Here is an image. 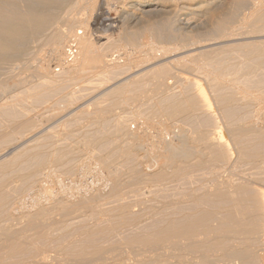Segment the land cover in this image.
Masks as SVG:
<instances>
[{
    "label": "bare ground",
    "instance_id": "6f19581e",
    "mask_svg": "<svg viewBox=\"0 0 264 264\" xmlns=\"http://www.w3.org/2000/svg\"><path fill=\"white\" fill-rule=\"evenodd\" d=\"M115 33H117V38L112 36ZM261 33H264V0H0V148H1V152L3 150L1 146H3L4 144H7V143L12 144V142L16 144V142L14 141L21 140L22 138L27 136V134L28 135L29 133L31 134L32 131L36 127H39L38 124H36V121L34 120V118L28 115L29 109H28V105H26V101H28V99H32L36 103L39 101H45L46 99L48 100L50 98H53V96H58L57 101L59 102L62 101L63 104L64 102L65 103L68 102V104L75 102V100L80 99V98L81 100H83L85 99V97H83L82 99V89H81V86H78V84L82 83V80H83L82 78L85 77V75H90V76L93 75L92 77H94L98 72H100L104 74L103 76H105V78L107 77L110 78V76L114 77V75L121 73V70L124 71L125 68L129 67V69H132L133 68L132 66L135 63L143 62L147 58L148 55H152L156 51L163 52L165 56H172L178 53L180 54V52H183L185 53V55L178 57V58L176 57L172 59L171 61H173V63L178 62V64L183 63L182 65L185 66L186 68L207 69L209 66V63L207 61L211 58L209 54L211 52H214L216 48L214 50H211V49H205V47L213 45L217 42H222L226 40H229V41L235 40V39H239L245 36L247 37L257 36L258 34L260 35ZM73 41L76 42L78 49L76 50V54H74L71 58H69L70 55H69L68 50L72 46V45L70 46V43L71 42L73 43ZM237 46H238L239 54H241L242 57L245 59L244 61H246L244 64L245 68L243 69L247 70L248 72L257 73L259 71L260 73H263V71H260V70H264L262 69L264 68V45L257 41H250L246 43H238ZM44 47L45 48L48 47V54L44 53L47 51L45 50L43 52L44 55L43 53H41L43 55L41 57L40 51L43 50ZM200 48H204V49H201L199 51L198 49ZM120 50H124V51L120 52ZM213 57H216V56H213ZM53 60L58 62V63L55 62L58 66L54 63L57 66V69H56L57 71L54 69V67L53 68L51 67V63ZM166 63L168 64V62ZM221 66L223 68H227L228 64H226L225 62H222ZM98 68H100V71L98 70ZM169 68L170 67H168L166 64H162L161 66L151 69V71L144 73V75L142 74L141 76L143 78H137V77L127 78L125 82L122 81L123 83L115 86L113 90H109L110 93H108V95H110V99H109L110 103H107V105L105 104L104 106L96 108L94 110L90 108L92 112L88 111L90 110L88 109L89 104L84 105L79 110L72 112V116L74 117V115H76V119L75 117H74V120L71 119L69 115V118L73 120L70 126H69L70 124L69 122L71 120H69L68 122L69 124L66 125L65 123L66 126H69V128L71 127L70 129H75L76 127H78L80 121L82 122V118L87 123L96 122V121L99 122L100 120V123L104 125L102 126L100 125L101 127L98 128V131L87 134L86 141L88 143L97 145L99 148L110 149V152L117 151L118 152L117 161L119 160L125 163L127 162L129 165L128 168L130 167L129 168V171L131 174L130 184H132L133 182L135 185H137L138 184L137 182H140V181H142V184H143L144 183L143 177L148 176L146 172H149V171L145 172V169H143L142 166L141 167L139 166L143 164L144 161L142 162L141 160L142 162L141 163L138 157H137V160H139L141 164L138 163L139 164L138 165L136 163V156L138 152V149H136L135 147L136 135L135 137H133L135 142H133V140H130L131 137H128L130 138L128 140L131 141V142L129 141V143L127 142L128 140L124 138L123 136V138L126 139V143L122 142L121 144L124 143L122 147H120L119 145H113V144L111 147L110 145L111 141L113 142V139L111 137L112 132L114 131V129L116 132H120L121 127H120L118 119L116 120L112 119V118H117L119 116L118 115L117 117L111 118L113 121L110 120L112 123H115V124L111 123L114 129L111 127L109 128L108 126L110 125V122L108 120L109 119L108 115L113 111L112 108H115V106L120 103L121 95L123 91H126V89H128L127 92H129V90L141 88L145 85L149 86L148 83H150V86L153 85L152 90H153V93L155 94V97L158 98L159 105L157 108H154V110H151L153 111V113L149 114L146 111L148 115L150 116L148 117L147 114H146L147 116L144 115L147 117V118H144L146 119L144 121L145 123H142V121L140 122V124H145L146 128L149 127V125H151L149 128H153V125L156 126L155 125L156 123L153 122L154 120L152 122L148 121L149 123L148 122L146 123L147 120H150L151 118L155 117L156 114H157L156 115L157 119H158V116L162 117L164 115L168 116V118H171L174 116L175 117L183 116L184 118L188 117L187 121L188 120L190 121V119L192 120L191 115L200 114V113H195L197 112V110H199L198 108L200 109L203 108L204 110H206L205 107L208 106L209 110L211 109L210 108L211 103H209L210 101H208L209 98L208 97L205 98L204 97L205 95H203V93L200 91L201 89H199L200 87L197 82V79H193L196 81V83L194 82V84H192V82H190V85L192 84L191 86H193V88H196V90H199V94H198V91L194 92L192 87L190 89L189 88L190 86L187 83L186 85L185 84L183 85L185 86L188 85L189 87L187 86V87H184V89L182 88L183 92L181 93V96L175 93V90H174V93L173 91L171 92V89L169 90L170 88L169 85L166 84L165 82L166 81L165 78L169 75V72L171 70ZM207 72L209 73V75H211L210 83L213 86V90L216 93V97L220 105V110H223V112L226 113L225 115H227V117L229 118V123L227 124L228 126L225 125V127L227 126V131H224L222 129L223 127L222 125H220L221 123L216 124L217 120L212 118L213 114H212V110H210L211 112H209L208 114H212L211 117L210 115L208 116L207 113L206 115L208 117V120L206 119V116H205V120L201 118L203 115L199 117L202 119V120L200 119L202 122L200 121L201 124L198 123V126L199 124L200 126L199 127L197 126V129H195L192 126L195 129V130L193 129V133L188 132L187 130H183L181 131L182 133H180L177 141L169 142L167 140L166 142V140L164 139L162 141L153 142L151 144V150L149 149L150 153L152 151V154L156 155L160 159L162 163L161 167L163 169L158 168L161 170L157 169L158 171L156 170L155 172H152V173L150 172L149 175L151 176L152 174L153 179L155 178L157 179V181L166 178L168 176V173L170 172L169 169H171L172 172L174 171L176 173V174L174 173V175L177 176L178 173L180 172L183 173V171L187 168H194L198 166L202 167L212 162L218 163V161L219 162L224 161L221 163V165H223L224 163V166L223 167L221 166L223 170L222 169L220 170H222L223 172H226L228 169H232V167L230 166L227 167V164H234L233 163L234 160L233 162L231 160L234 158L235 152H236L235 154H236V158L238 161H241V160L251 161L250 164L255 166V169L257 167L256 171H258V169H260L259 167L264 163V148H262V146L264 145V113L260 114L258 110H255L256 114L259 113L260 115V116H256V114L253 115L255 113L254 111L253 113L252 110H250L253 113L252 114L250 113V111L247 112L248 111L247 110L246 111L247 113L243 112L244 113L243 115L238 116L234 111V106L239 105L237 106V108L239 107L238 110L239 111L244 110V109H240L242 107L240 106V103H241L240 99H238V96L235 95V93L238 94L239 92L238 93L237 91L235 92L234 87L232 88L231 86H229L228 84L229 81L224 76L219 77L218 74L214 73L213 70L211 69H208ZM261 76L259 75L258 77H261ZM37 79L41 80V82H38V83L34 82ZM180 79L181 78H179V80ZM249 79L250 78H248V80ZM262 79H264L263 76H262ZM185 81L189 83L190 79L188 80L187 78V80ZM261 82L262 81H260V85L262 86ZM249 85L251 84L249 83ZM180 87H183V86H180ZM259 87L257 88L259 89ZM132 91H134V93L136 92V90H132ZM242 91H244V94H245L244 95L245 98L243 99L244 103L245 101L246 102H256L257 100H264V91H261L260 93L258 92V94L257 93L255 94V92L252 90V92H254L253 94L249 90V88H246V87L242 88ZM92 93L94 92L92 91ZM85 94H83V96ZM104 95H103L104 97L109 98L108 95L106 94ZM86 96H89V95L86 94ZM124 97L125 96H123V98ZM156 98L149 99L147 97V99L149 100L154 99L153 100L154 102ZM99 99L101 100V98ZM245 104L248 105L247 103ZM262 104L260 108L262 107ZM241 105H244V104L241 103ZM249 106L251 107V105ZM132 107L134 108V106ZM63 108L65 109V107H62V110L64 111ZM56 110H55V115L57 113H61L62 111L61 110L60 112L58 111L56 113ZM135 110H136V107H135ZM202 114H205V113H202ZM55 115H53L54 118H55ZM57 116L59 115L57 114ZM53 117L51 116V118ZM181 117L179 119L182 120L183 117L182 118ZM44 121L46 120H43L40 123L42 128L44 126ZM197 121L198 120H196L195 122L193 121V122L196 123ZM219 121H220V118H219ZM85 122H82V123H85ZM125 122H127V119L125 120ZM188 122L187 124L190 123ZM185 123L186 122H184V125H186ZM207 123L209 124L215 123L216 125L213 126V128H211L210 127L211 124L210 125L208 124L209 125L208 128L210 127V129H208L206 127ZM222 123L224 122L222 121ZM62 124L64 125V122ZM196 125L197 123L195 124V126ZM53 127H56V125L52 127L50 126V128L46 129V131L43 132V134L41 133L42 135H40V137L35 136L34 138L37 137V139H34L35 140L34 143H36L35 145H33L34 144L32 140L33 138L29 139L27 143L25 142L19 149L17 148L18 150L15 151L13 154H11L9 157L0 159V264H50L49 263V260L51 259L50 257L55 259L56 258L55 256H57L56 254H54L55 256L54 255L51 256L50 254L52 252L53 253L58 252L59 254L61 253V251L64 252V250L65 252H68L66 251L67 249H69V252H70L71 247L67 248L68 247L67 245L72 246V248L76 246L77 248L78 244L76 245L75 240H73L75 241L74 245L73 243L72 245H70L71 244L70 241H72V239L70 240V238H68L69 239L68 244H66L67 242L60 244L59 243L60 241H59L58 242L59 244L55 246L51 245L52 242L55 243V240H57V239L52 240V236H54V234H56L57 231L60 230V229L59 230L57 229L58 228L57 224L61 225V227L59 226L61 230L62 228L66 229V227L68 225L70 226L72 222L74 223V221L76 220L80 221V219H82L84 215L86 217V215H88L89 213H93V212L96 213L100 209L99 207L102 205L103 200L108 199L107 197L111 198L113 197V195L115 196V194H118L119 192H121L119 190L123 188V186H121L123 185V180H120L119 177H116L112 174L110 163L102 157H97L91 161L88 160L87 162H84L81 166L77 168L78 175L76 179L69 177L68 179L69 182L68 181L66 182L64 178H59L57 180V183L59 184V190L55 192V195L54 193H51L49 195L48 191H46L45 189L43 192L42 186H37V182L39 181L40 174L47 173L48 172L47 167H49L50 165L56 166L64 151H62V149L50 151V149L46 148L47 144L42 143L41 141H47L49 140V138H52V137L59 138L58 134L62 135L63 132L67 133V131H63V130H62L63 132L59 130L62 134L57 130H55L56 131L55 132L53 131ZM58 127L60 128V126ZM189 127L191 128V125H189ZM185 128L187 129V126ZM61 129H64V128H61ZM145 129H143L142 131L143 133H141V135L145 136L147 134L145 132L149 131V129L148 130H145ZM51 130L53 131V133L51 132ZM54 132L56 133V135H54L55 134ZM114 133L115 132H113L112 136H114ZM124 133L122 134L121 132L120 135L122 136L124 135ZM127 135L129 136V134ZM121 136H120V139H123ZM39 138H41L42 140L39 141L38 140ZM30 140H32V143H33L31 146H30L31 143L29 142ZM126 144L127 145L129 144V145L127 146ZM230 144L234 145L233 149H235L236 151L235 150L232 151V148H230ZM109 145L111 148L109 147ZM260 145L262 146L260 147ZM149 150L147 152H149ZM10 152H13V151L10 150ZM141 154H144V153H141ZM92 161L99 165V167L96 169V173H97L96 175L99 177V178L97 177L99 181H102V187L108 186V185L110 186L109 190L107 188L108 192L104 190L105 193H103V191H100L101 188H98L99 186L93 192L92 190L89 191L86 189L85 190L82 189L85 184L84 178H87L86 174L88 173L91 174L90 172H92V168H91ZM236 164L238 163L236 162ZM252 165L251 167H253ZM263 166L264 164L262 165V167ZM16 167L19 168V170L17 171L18 174L14 175V171L16 170L15 169ZM206 169L208 170V168ZM215 171H219V168L218 170H215ZM201 173L202 172H200L199 174L202 175ZM209 173L211 172L208 171V174ZM229 173L232 174L231 172ZM249 173H248V176H250L251 178L252 175H249ZM255 174H258V173L255 172ZM262 174L264 175V173ZM259 175L261 176V174ZM169 176H171V174ZM189 176H193V175L191 174ZM228 176H231V175L228 174ZM256 176L257 175H255V177ZM252 177L255 178L254 176ZM175 178H179V176ZM263 178L261 180L262 182H263ZM221 180L220 182L219 180H217L218 181L216 184L217 186L215 187H217L218 189H223L225 190V192L227 191L236 192V193L239 192L237 196L235 193H234L235 195L228 193L229 195H231L230 197L234 196L233 197L234 199L232 200L234 204L231 202L232 198H229L230 200H228L230 206L232 203V205L237 207V211H238L237 212L234 209L233 215H235L234 212H237V214L243 213V211L247 207H248V213L250 214L252 213V215L254 214L253 217L251 216L252 219L249 220L250 215L248 216V218H244L245 216L244 213L246 211H244L242 216L235 215V217H233V215L231 216V213H230L231 210H230V211H227L230 213L229 216H228L229 213L225 212L227 213V215L225 214V216H228L227 218H229L230 216L233 218H236L237 216L239 218L240 216V218H244L241 220V222L243 220L245 222V219H247L246 220L247 224L244 225L242 223V224H239L240 226L239 225L237 226L236 224L235 227L233 226L234 227L233 229H229L226 225L225 227H227L228 229H225L223 225H222L223 228L220 227V229H218L219 226H221L220 224L217 225L218 227H215L213 225L214 228L212 229L214 230L215 228L218 230L223 229V236H224L223 238L226 237L228 238V240L233 239L235 240V244L234 243L230 244L229 242L230 245L227 246L228 241H225L226 243L225 242L223 243H225L226 246L222 244L224 246L222 247V245L219 244L221 242L220 241L218 242V239L217 240L213 239L214 241L218 242V245H216V243H213L214 241L212 240L211 241L208 240L210 241L208 242L210 243L209 245L207 243L208 246L200 245L198 244L199 238L197 237L201 235L200 234L201 227L199 228V230H197V232L196 230H193L192 228L191 229L188 228L187 231L183 230L185 232L182 231V233L180 234V237L178 238L179 240H174L175 237L174 238L172 237L173 238V240H171L172 242L170 241L171 238L169 239L166 238L164 240L166 241L169 240L167 245H170L171 249L175 250L174 249L175 247L179 251L187 250L188 253L190 252L189 253L190 255H191V252L194 254L197 251L198 252L196 254H198L199 251H202L203 247L207 248L208 250L212 252L219 253V255L215 257L211 256L213 257V260L211 261L212 263L209 262L211 264H217V262H220V263L223 262V264H236V262L238 263L239 261H243L244 263L246 262L245 264H257L259 261L256 260V263H254L253 262L254 260H252L253 257L254 258L259 257V260L261 258V262L259 263L264 264V190H262L264 188L261 187L262 189L260 190L258 188L257 190H255L256 192L253 191V189H252L253 191L252 192L250 189L251 194L245 195L246 190H244L245 188H243V184H237L236 181L234 184L233 180L230 177H228V179L227 178L223 179V181ZM89 181L91 184H93L91 179ZM209 181H210V178H209ZM245 182H246V179H245ZM86 184L88 185L89 182ZM91 184H90V187H91ZM41 189H42V193L39 192L41 191ZM211 191L212 190H210L209 193H211ZM216 191H218L219 193V190H216ZM240 191L241 192L245 191L244 195L249 196L247 198L245 197L246 201H244V198L242 196V193H240ZM27 192H31V195H30V197L32 196L31 201L33 200L36 201V202L33 201L34 203L31 202L33 207H31L30 204H28V202L25 201L28 198L27 195H29ZM214 192L215 191H213V193ZM25 193H27L26 197L24 196ZM216 193L217 192H215V194ZM16 194H22V197H18L20 195L16 196ZM221 194L223 195L224 193H221ZM239 194H241L240 195L241 197L239 196ZM194 195H195V192H194ZM205 197L208 198L207 195ZM227 199L225 200L227 201ZM215 200L213 201L215 202ZM108 201L106 202L107 204L110 202ZM185 201H186V198H185ZM200 202H203V200L199 201V203ZM218 202L219 200L216 202V204ZM221 202H225V201H221ZM242 202H245V204L250 203L251 205L247 206L249 205L247 204L246 207L244 208L243 206L245 204L242 206L240 205L242 204ZM100 203L101 205L99 206ZM226 204L227 203H225V205ZM121 205H120V208H121ZM125 205H126L125 207L128 210L127 204ZM230 206L229 207L227 206V208H230ZM181 208L183 207L180 206V210ZM184 208L186 209L187 207H184ZM114 209L115 208H113L112 210ZM121 209L123 212L124 208H121ZM195 209H196V206H195ZM231 209L233 210V206ZM176 210H179V209H176ZM249 210L251 212H249ZM212 211L214 212V210ZM109 212L111 213L112 211H109ZM116 212L118 213V211ZM116 212H113V213L115 214ZM221 213L222 212H220L219 214V211H218V214L216 213V216L218 215L217 217L218 221H219V216L223 215V214L221 215ZM188 214L190 215L189 212ZM245 214L247 215V213ZM178 215L180 217V214ZM209 215H210V212H209ZM115 217H119V216H115ZM215 217L213 218L212 216L210 218L212 220V218L215 219ZM184 218H186L187 220V221L186 220L184 221L185 224L189 222L188 221L189 219H187V217H184ZM233 218L231 220L228 219V221L234 222ZM89 219H92V218H89ZM101 220H104V219H101ZM181 220H179L178 223H177V220L176 222L172 220L173 223L170 222L169 220L168 222H170V224L171 225L173 224V225L172 226L169 224L168 225L171 228H173L175 227L174 225L176 223L178 225L179 223H182L180 222ZM215 220L213 221L215 222ZM223 220H224V223L227 221V220L225 221V219L223 218L220 221L223 222ZM106 221H108V219ZM110 221L111 220H109V222ZM194 221L195 219L191 220L192 223ZM204 221H207V220L205 219ZM218 221H216L217 224L220 222ZM191 222L189 223V226ZM214 222H210L207 224L209 225L212 223L214 224ZM235 222L231 224L233 225L235 224ZM239 223H240V220H239ZM194 224L196 225L197 222L196 223L194 222ZM225 224L228 225L227 222ZM55 226L57 227L56 228L57 230L55 229ZM62 226H66V227H62ZM113 226H115V224ZM191 227H192V224H191ZM198 227L199 226L197 227L195 226L196 229ZM210 227H212V225ZM175 228H178V226ZM185 228L187 227L185 226ZM167 229H170V228L168 227ZM114 230H116V228ZM218 230L217 231L215 230L216 234L217 233L220 234ZM175 231H177V229H175ZM205 232H206V229L205 231H203V234ZM82 234L79 236L81 237ZM206 235L209 236L208 233ZM75 237L78 238V235L77 236L75 235ZM164 237L165 236H163V238ZM56 238H57V235H56ZM223 238L221 239L223 240ZM206 239L204 241L207 242ZM59 240H61V238ZM147 241H150V240L147 239ZM158 241L160 242L163 240L161 238L160 240L158 239ZM158 241L156 243H159ZM166 241H165V244H166ZM41 242L43 243L40 244ZM77 242L82 243L81 240ZM150 242L154 244L155 241L154 242L150 241ZM156 243L155 245H157L156 246L157 248L158 244ZM142 244H144L143 247L146 245L147 247L146 246L145 247L149 248L148 251H150V248L153 250L154 249L153 247H155V245H150L146 243H142ZM161 245L160 247H162ZM113 247L108 250H104L103 252L100 250V252L102 253L96 254L97 253L96 250L98 248L99 249L102 248L100 246L95 249L96 253L93 250L94 253H91L92 257L89 256V258L87 254L85 255L87 257H85L83 253H82V256L79 257L80 256L79 254H81L82 251L79 254H76L77 252L75 253V249H74L75 247H74L73 249H71V252L73 250L72 253H75V255H77L78 257L72 254L75 257V259L73 258L74 261H70L72 260V258L70 257L71 259L67 261V264H96L98 263L96 262L97 260L96 256H99L100 254L101 256L99 257H101L102 262H105V260L103 261V259L109 258V256L107 255H111V254L113 255V250L117 248V247L116 248H113ZM78 248L79 249H76V250H78L79 252L81 245ZM137 248H139V246ZM137 248H134L136 249L135 251H137ZM141 248L139 250H142ZM162 248L165 251L164 247ZM30 249L31 250L34 249V251H32L33 253L29 256L30 258L28 257L29 260L25 261V258L21 256L23 254L26 255L27 251ZM157 249H159L162 252L160 248H157ZM86 250L88 251V248ZM139 250L137 252H139ZM152 250L151 252H155V250L153 251ZM133 251L134 250L132 249V252ZM179 251L175 250L173 252H179ZM206 251H204L205 254H206ZM145 252L143 253L144 255H145ZM156 252L158 253L157 250ZM185 252H184L185 255H182V253H178L180 255V258L183 260L182 263L185 262L184 256L188 254V253L186 254ZM157 253L155 254L153 253L156 257V258L154 257L156 261H158ZM171 253H169V255H171ZM203 253L200 254L201 258L204 257V255L202 256ZM84 254H85V250H84ZM92 254L93 255L96 254L94 256L96 260L91 259L93 258ZM65 255H67V253ZM112 255H111V258H112ZM115 255L116 253L114 254V256ZM190 255L188 256L190 257ZM208 255H211V253H209ZM68 256L69 255H67V257ZM200 256L196 255L194 256V258L197 257L198 259V257ZM176 257L174 258L176 259ZM178 257L177 259H179ZM206 257H204L205 260H206ZM159 258L160 256L158 255V259ZM191 258H193V256ZM99 259L98 261H100ZM181 259L179 260L180 262L182 261ZM63 260L64 259H62V261ZM93 260H95L96 263H94ZM160 260L158 261V263L160 262ZM198 260L200 261L201 259L199 258ZM205 260H203L204 263L206 262ZM57 261L60 262L61 260H59L58 258ZM162 261H163V258H162ZM179 261L177 260L176 264ZM194 262L192 261V263ZM154 263L155 262H153V264ZM190 263H191V259H190ZM205 264H208V263H205Z\"/></svg>",
    "mask_w": 264,
    "mask_h": 264
},
{
    "label": "rangeland",
    "instance_id": "374dc122",
    "mask_svg": "<svg viewBox=\"0 0 264 264\" xmlns=\"http://www.w3.org/2000/svg\"><path fill=\"white\" fill-rule=\"evenodd\" d=\"M81 30H82V28H81ZM113 37H115V38H117V33H115V34H113L112 35ZM101 41H102V39H101ZM250 41H257V42H260V43H262L263 45H264V33H261L260 35L258 34L257 36H245V37H242V38H239V39H235V40H226V41H222V42H217V43H215V44H213V45H210V46H207V47H205V49H211V50H214L215 48H216V50L214 51V52H211L209 55L211 56V58L207 61L208 63H209V66H208V68L207 69H204V68H200V69H198V68H186L185 66H183L182 64L183 63H179L178 64V62H174L173 63V61H171L172 59H174V58H178V57H181V56H183V55H185V53H183V52H180V54L178 53V54H175V55H172V56H165V54L163 53V52H161V51H156L154 54H152V55H148L147 56V58L143 61V62H137V63H135L132 67V69H129V67L128 68H125L124 69V71L123 70H121V73H118L117 75H114V77H111L110 76V78H105V76H103L104 74L103 73H100V72H98L94 77H92V76H90V75H85V77H83L82 79V83H79L78 84V86H81V89H82V99H83V97H85V99H83V100H81V98L80 99H77V100H75V102H72V103H69L68 104V102L67 103H65L64 102V104L62 103V101H57V98H58V96H53V98H50V99H46L45 101H39V102H36L35 103V101L34 100H32V99H28V101H26V105H28V109H29V116H32L33 118H34V120L36 121V124H38V126L39 127H36L33 131H32V133L30 134L29 133V135L27 134V136H25L24 138H22L21 140H16V141H14V142H16V144L15 143H13L12 142V144L10 145V144H4L3 146H1L2 148H3V150H2V152H1V148H0V159H2V158H5V157H9L11 154H13L15 151H17L25 142L27 143V141L29 140V139H32L33 140V143H34V139H37V137L36 138H34L35 136H39L40 137V135H42L43 134V132H45L46 131V129H48V128H50V126L52 127V126H55L56 125V127H53V131H55V130H57V131H61V132H63V131H67V133L66 132H63V134L62 135H60V134H58V137L59 138H57V137H52V138H49V140H47V141H41L42 139L41 138H39L38 140L39 141H41L42 143H46L47 144V149H50V151L51 150H58V149H62V151H64L63 152V154L61 155V157H60V159H59V162H58V164L56 165V166H53V165H50L49 167H50V169H49V167H47V170H48V172L47 173H44V174H40V177H39V181L37 182V186H42V189H43V192H44V189L46 190V191H48V193H49V195L51 194V193H54V195H55V192L56 191H58L59 190V184L57 183V180L59 179V178H64L65 179V181L67 182H69V177L70 178H74V179H76L77 178V175H78V170H77V168L79 167V166H81L84 162H87L88 160H93L94 158H97V157H102V158H104V159H106L109 163H110V165H111V171H112V174L114 175V176H116V177H119V179L120 180H123V185H121V186H123V188L121 189V190H119V191H121V192H119L118 194H115V196L113 195V197H107L108 199H109V201H108V199H105V200H103V202H102V205H101V203L99 204V208L101 209H99L96 213L95 212H93V213H89L88 215H86V217H85V215L82 217V219H80V221H78V220H76V221H74V223L72 222L71 223V227L68 225L67 227L66 226H62V227H66V229H63L62 228V230H61V228H59V226L61 227V225L59 224H57V227L55 226V229L57 228L59 231H57V233L56 234H54V236H52V240L54 239H57V240H55V243H51V245H53V246H55V245H57V244H61V243H65V242H67L66 244H68V242H69V239L68 238H70V240L72 239V241H70V245H72V243H73V245H74V242L76 243V245L78 244V246H77V248H76V246H74L73 248L75 249V253L76 254H79L81 251V254H79L80 256L79 257H81L82 256V253H83V255L85 256L86 254H87V256H88V258H89V256L90 257H92L91 256V253H96V251H97V253L96 254H98V253H102L104 250H108V249H110V248H112L113 246V248H116V249H114L113 250V255H112V258H111V255H107V256H109V258H107V259H103V261L105 260V262H106V264H150L151 262H152V260H153V262H155L156 264H170V263H172V264H176V262H177V260L179 261L181 258H180V255L178 254V253H182V255H185L184 254V252L187 254L188 252H187V250H185V251H183V250H181V251H179L178 249H176L175 247H174V249L175 250H177V251H179V252H173V251H175V250H173V249H171L170 248V245H167L168 244V241H166V240H164V239H166V238H171L170 239V241L171 240H173V238H174V240H179L178 238L180 237V234L182 233V231L183 230H185V231H187V229L188 228H192L193 230H196V232H197V230H199V228L201 227V235L203 234V231H205V229H206V234L208 233V235L209 236H211V237H209V236H207L205 233L202 235V237H201V235L199 236V237H197V238H199V243L198 244H200V245H204V246H206L207 245V243L208 242H210L211 240L212 241H214V240H217L218 239V242L220 241L221 243H219V244H224V246H226L225 245V241H228L227 242V246L228 245H230V244H232V243H234L235 244V240H233V239H230V240H228V238H223L224 236H223V229L222 230H218V229H220V227H222V225H223V227L225 228V229H233L235 226H236V224H237V226L239 225V224H244V225H246L247 223H246V220L247 219H245V222H244V220L241 222V220L242 219H244V218H248V216H249V220L250 219H252L251 218V216L253 217V215H252V213L250 214V213H248V207L247 208H245L246 207V205L247 204H249V205H247V206H250L251 204L250 203H247V204H245V202H242V204H240L241 206L242 205H244L243 207L245 208V210L244 211H246L245 213H247V215L244 213V211H243V213H244V218H240V216H242V214L243 213H239V214H237V207H235L234 205H232V200L234 199L233 197L234 196H232V197H230L231 195H229V194H236V196H237V194L239 193V192H229V191H227V192H225V190H223V189H218L217 187H215V186H217L216 184H217V180H219V182H220V180L221 181H223V179H228V177H230L232 180H233V183L235 184V181H236V183L237 184H243V188H245L244 190H246V194L245 195H248V194H251V191H252V189H253V191H255V190H257L258 188H259V190L260 189H262V188H264V178H263V174L262 173H264L263 172V170H264V166L262 167V165L264 164H262L261 166H260V164H259V168L260 169H258V171H256L257 170V167H256V169H255V166H253L252 164H250L251 163V161H247V160H241V161H238L237 160V158H236V152L234 153V158L231 160L232 162H233V160H234V164H227V167L228 166H230V167H232V169H228L226 172H223L222 170H223V166H224V163H223V165H221V163L222 162H224V161H218V163L217 162H215V163H210V164H208V165H204V166H198V167H194V168H187V169H185L184 171H183V173L182 172H180V173H178L177 174V176L176 175H174V171L172 172L171 171V169H169V173H168V176L166 177V178H164V179H161V180H159V181H157V179H153V175L151 174V176L149 175V173L151 172H155L158 168H161V169H163L161 166V161H160V159L156 156V155H153L152 154V151H151V153H150V150H151V144L153 143V142H156V141H162V140H166V142H167V140L170 142V141H177L178 140V137H179V135H180V133H182L181 131H183V130H187L188 132H192L193 133V129L195 128V129H197V126H198V123H200V121L202 120V119H204L205 120V116H206V119L208 120V117H207V115H206V113L208 114L209 112H211L210 110H212V114H208V116L210 115V117H211V115H212V118L213 119H215V120H217L216 122V124H220V125H222V129L224 130V131H227V124L229 123V118L227 117V115H225L226 113H224L223 112V110H220V105H219V102H218V100H217V97H216V93H215V91L213 90V86L211 85V83H210V77H211V75H209V73L207 72V70L208 69H211V70H213V72L214 73H217L218 74V76L220 77V76H224L228 81H229V86H231L232 88L234 87V89H235V92L237 91V93L238 94H236L235 93V95L236 96H238V99H240V102L242 103V104H244V105H241V103H240V106H242L240 109H244L243 111L241 110V111H239L238 110V108H237V106H239V105H235L234 106V111H235V113L238 115V116H241V115H243L244 113L243 112H246L247 110V112H249L250 110H252V112L254 113H252L251 111H250V113H252L253 115H255L256 114V111L255 110H258V112L260 113V114H263L264 113V100H257L256 102H246L245 101V103H247L248 105H246L245 103H244V91H242V88H249V90L252 92V90L255 92V94L257 93L258 94V92L260 93L261 91H264V79H262V76H263V78H264V70H260V71H263V73H260L259 71L256 73V72H248L247 70H245V69H243V68H245V62L246 61H244L245 59L242 57V55L241 54H239V51H238V46H237V44L238 43H246V42H250ZM72 44H75L76 45V42L75 41H73V43L71 42L70 43V46L72 45ZM78 49V47H77V45H76V50ZM201 49H204V48H200V49H198L199 51L201 50ZM45 50H47L46 52H44ZM198 50H196V51H198ZM124 50H120V52H123ZM47 53L48 54V47H44V49L43 50H41L40 51V54L41 53ZM44 53H43V55H44ZM74 54H76V52L74 53ZM42 54L40 55L41 57L43 56ZM150 56V57H149ZM154 56H156V57H154ZM213 56H216V57H213ZM159 59H158V58ZM170 60V61H169ZM156 61V62H155ZM55 60H53L52 61V63H51V67L53 68L54 67V69L56 70L57 69V64L56 63H58V62H56ZM166 62H168V64L166 63ZM222 62H225L226 64H228V67L227 68H223L222 66H221V64H222ZM36 63V62H35ZM57 65H55V64ZM162 64H166L168 67H170L169 69H171L170 70V72H169V75L165 78V82H166V84H168L169 85V90L171 89V92L173 91V93H174V90H175V93H177L179 96H181V93L183 92L182 90L184 89V87H187L188 85L190 86H188L190 89H191V87L193 88V86H191L192 84H194V82L196 83V81L195 80H193V79H197V82H198V84H199V89H201L200 91L203 93V95H205L204 97L206 98V97H208L209 98V100H208V98H207V100L208 101H210L209 103H211V109L209 110V107L207 106V107H205L206 108V110H204L203 108L202 109H200V108H198L199 110H197V112H195V113H200V114H193V115H191L192 116V120L190 119V123L187 121V119H188V117H186V118H184L183 116V119L181 120V119H179L181 116H174V117H171V118H168V116H158V119L156 118V115H155V117H153V118H151L150 120H147L146 121V123L148 122V121H153L154 123H156L155 125L156 126H154L153 125V128H149L151 125H149V127H147L146 128V125L145 124H140V122L142 121V123H145L144 121L146 120V119H144V118H147L146 116L148 115V113L150 114V113H153V111H151V110H154V108H157L158 107V105H159V101H158V98H156L155 97V94L153 93V90H152V88H153V85L152 86H150V83H148V85L149 86H147V85H145V86H143V87H141V88H137V89H132V90H136V92L134 93V91H132V90H129V92H127V90L128 89H126V91H123V93H122V95L123 96H125L124 98H123V96L121 95V100H120V103L118 104V105H116L115 106V108H112V112L108 115V120H109V122H110V125L108 126L109 128L111 127V128H113L114 129V127L112 126V124H115V123H112L111 121H113L112 119H118L119 120V124H120V127H121V130H120V132H116L115 131V129H114V131L113 132H115L114 133V136H112V134H113V132H112V134H111V137H112V139H113V142L111 141V147H112V144L113 145H119L120 147H122L123 145H124V143L123 144H121L122 142H125L126 143V139L128 140V139H130V138H128V137H131V139L130 140H133V142H135V140L133 139V137H135V135H136V142H135V147H136V149H138V152H137V156H136V163L138 164V163H140L141 162V160H142V162H143V164H141V165H139L140 167L142 166L143 167V169H145V172L146 171H149V172H146L147 174H148V176H144L143 177V184H142V181H140V182H137L136 184L137 185H135L133 182H132V184H130V180H131V174H130V171H129V168H128V163L126 162H122V161H117V155H118V152L116 151V152H110V149H102V148H99L97 145H95V144H92V143H88L87 141H86V137H87V134H89V133H93V132H96V131H98V128L99 127H101L102 125H104V124H102V123H100V120H99V122H91V123H87V122H85L84 120H83V118H82V122H85V123H82L81 121H80V123H79V125H78V127H76L75 129H70L69 128V126L71 125V122H73V120H74V117H75V119H76V115H74V117L72 116V112L74 111H76V110H79L80 108H82V106H84V105H87V104H89V106H88V109H92V110H94V109H96V108H99V107H102V106H104L105 104L107 105V103H110V95H108V93H110V91L109 90H113L114 89V87L115 86H117V85H119V84H121V83H123L122 81H126V79L127 78H143L141 75L143 74L144 75V73H146V72H149V71H151V69H154V68H157V67H159V66H161ZM172 64H174V65H172ZM181 64V65H180ZM127 69H129V70H127ZM262 69H264V68H262ZM62 70V69H61ZM98 70L100 71V68H98ZM57 71V70H56ZM248 72V73H247ZM122 73H124V74H122ZM171 73V74H170ZM251 73H253V74H251ZM123 75V76H122ZM178 75V76H177ZM261 76V77H258V76ZM250 78L249 80H248V78ZM179 78H181L180 80H179ZM183 78V79H182ZM187 78H188V80L190 79V81H189V83L188 82H186L185 80H187ZM107 79V80H106ZM193 81H192V80ZM199 80H200V82H199ZM105 81V82H104ZM232 81H233V83H232ZM248 81H250V82H248ZM260 81H262L261 83H262V86L260 85ZM34 82H41V80H36V81H34ZM182 82V83H181ZM190 82H192V84L190 85ZM253 84H252V83ZM186 83L188 84L187 86H185L186 85ZM248 83V84H247ZM249 83L251 84V85H249ZM180 84H182V85H180ZM183 84H185V85H183ZM233 84V85H232ZM167 85V86H168ZM247 85H249V86H247ZM89 86V87H88ZM180 86H183V87H180ZM203 86V87H202ZM260 86V87H259ZM91 87V88H90ZM93 87V88H92ZM148 87V88H147ZM178 87V88H177ZM257 87H259V89L257 88ZM86 88H87V90H86ZM90 88V89H89ZM108 88V89H107ZM110 88V89H109ZM183 88V89H182ZM251 88H252V90H251ZM254 88V89H253ZM85 91H84V90ZM94 89V90H93ZM263 89V90H262ZM144 90V91H143ZM258 90V91H257ZM66 91H68V90H66ZM92 91L94 92V93H92ZM131 91V92H130ZM147 91V92H146ZM148 91H150V92H148ZM178 91V92H177ZM193 91L195 92H197L198 91V94H199V90H196V88H193ZM126 94H125V93ZM254 92H252L253 94H254ZM87 95H89V96H86V94ZM92 93V94H91ZM205 93V94H204ZM83 94H85L84 96H83ZM104 94H106V95H108L109 96V98L108 97H104L105 95ZM104 95V96H103ZM178 95H177V97H178ZM207 95V96H206ZM96 96V97H95ZM90 97V98H89ZM93 97H95V98H93ZM104 99H103V98ZM147 97L150 99V98H156V100H155V102L151 99V100H149V99H147ZM99 98H101V100L99 99ZM126 98V99H125ZM94 99V100H93ZM96 99V100H95ZM98 99V100H97ZM105 99H107V100H105ZM139 99V100H138ZM53 100V101H52ZM58 102H56V101ZM80 101H81V103H80ZM85 101V102H84ZM100 101V102H99ZM109 101V102H108ZM144 101V102H143ZM146 101V102H145ZM91 102V103H90ZM93 102H95L96 103V105H95V103H93ZM98 102V103H97ZM142 102V103H141ZM259 102V103H258ZM262 102H263V104H262ZM54 103V104H53ZM75 105H74V104ZM145 103V104H144ZM166 103V102H165ZM254 103H255V105H254ZM262 104V109H263V111H262V109L260 108V106H261V104ZM61 104V105H60ZM81 104V105H80ZM217 104V105H216ZM258 104V105H257ZM54 105V106H53ZM67 105H69V106H67ZM155 105H156V107H155ZM249 105H251V107L249 106ZM57 106H59V107H57ZM72 106V107H71ZM80 106V107H79ZM91 106V107H90ZM132 106H134V108L132 107ZM255 106H257V107H255ZM56 107V108H55ZM60 107H61V109H60ZM62 107H65V109H64V111L62 110ZM135 107H136V110H135ZM138 107V108H137ZM139 107H140V109H139ZM148 107V108H147ZM243 107H245V108H243ZM54 108V109H53ZM67 108V109H66ZM152 108V109H151ZM258 108V109H257ZM261 110H260V109ZM31 109V110H30ZM57 109V110H56ZM60 109V110H59ZM87 109V110H88ZM88 110V111H91L92 112V110ZM117 109V110H116ZM139 109V110H138ZM146 109V110H145ZM55 110H56V113L59 111H61V113H57L59 116H57V114L55 115ZM215 112H214V111ZM217 110V111H216ZM237 110V111H236ZM262 112H260V111ZM66 111V112H65ZM114 111H115V113H114ZM120 111V112H119ZM133 111V112H132ZM136 111V112H135ZM148 113H147V112ZM149 111H151V112H149ZM231 111H232V109H231ZM135 112V113H134ZM139 112V113H138ZM221 112H222V114H221ZM238 112V113H237ZM241 112H242V114H241ZM246 112V113H247ZM53 113V114H52ZM134 113V114H133ZM138 113V114H137ZM141 113V114H140ZM202 113H205V114H202ZM217 113V114H216ZM230 113V112H229ZM259 113H257L256 114V116H260L259 115ZM147 114V115H146ZM53 115H55V118L53 117ZM61 115V116H60ZM69 115H70V118L71 119H73V120H71L70 118H69ZM114 115V116H113ZM116 115V116H115ZM119 115V116H118ZM125 115H126V117H125ZM135 115V116H134ZM143 115V116H142ZM144 115H146V116H144ZM159 115V114H158ZM200 115V116H199ZM203 115V116H202ZM214 115H215V117H214ZM237 115H236V117H237ZM51 116L53 117V118H51ZM72 116V117H71ZM118 116V117H117ZM150 115H148V117H149ZM154 116V115H153ZM202 116V117H201ZM235 116V115H234ZM47 117H49V118H47ZM78 117V116H77ZM112 117H117V118H112ZM139 117H140V119H139ZM181 117V118H182ZM190 117V116H189ZM194 117V118H193ZM199 117H201V118H199ZM210 117H209V119H210ZM227 117V118H226ZM48 120H47V119ZM67 118H69V119H67ZM112 118V119H111ZM155 118V119H154ZM162 118V119H161ZM178 118V119H177ZM196 118H198V119H196ZM219 118H220V121H219ZM127 119V122H125V120ZM134 119H136V120H134ZM142 119V120H141ZM149 119V118H148ZM159 120V121H157V120ZM173 119V120H172ZM177 119V120H176ZM201 119V120H200ZM228 119V120H227ZM43 120H46V121H44V126H43V128L41 127V125H40V123L43 121ZM63 120H65V121H67V122H65V121H63ZM69 120H71L70 122H69ZM111 120V121H110ZM134 120V121H133ZM138 120V121H137ZM156 120V121H155ZM161 120V121H160ZM163 120V121H162ZM180 120V121H179ZM185 120V121H184ZM196 120H198L196 123H197V125L195 126V124L196 123H194ZM212 120V119H211ZM224 122V123H222V121ZM226 120V121H225ZM62 121V122H61ZM194 121V122H193ZM214 121V120H213ZM46 122V123H45ZM64 122V125L62 124ZM70 124H69V123ZM157 122H158V124H157ZM164 122V123H163ZM184 122H186L185 124L186 125H184ZM187 122L189 123V124H187ZM192 122V123H191ZM202 122V121H201ZM212 122V121H211ZM65 123H66V125L67 124H69V126H66L65 125ZM112 123V124H111ZM149 123V122H148ZM226 123V124H225ZM58 124V125H57ZM127 124V125H126ZM170 124V125H169ZM201 124V123H200ZM200 124H199V126H200ZM209 123H207L206 125V127L208 128V126L211 124V128H213V126H215L216 124L215 123H210L209 125H208ZM101 125V126H100ZM126 125V126H125ZM136 125H137V127H136ZM144 127H143V126ZM189 125H191V128L189 127ZM203 125V124H202ZM225 125H227L226 127H225ZM58 126H60V128L58 127ZM67 128H66V127ZM134 126V127H133ZM140 126H142V127H140ZM187 126V129L185 128ZM194 128H193V127ZM198 126V127H199ZM41 127V128H40ZM126 127H127V129H126ZM203 127H205V126H203ZM210 127L208 128V129H210ZM55 128V129H54ZM61 128H64V129H61ZM125 128V129H124ZM146 128V129H145ZM207 128H205V129H207ZM31 129V128H30ZM113 129H111V130H113ZM124 129V130H123ZM136 129V130H135ZM141 129V130H140ZM143 129H145V130H148L149 129V131H147V132H145V133H147L145 136L144 135H141V133H143L142 131H143ZM192 129V130H191ZM194 129V130H195ZM29 130V129H28ZM63 130V131H62ZM150 130H151V132H150ZM41 131V132H40ZM53 131L51 130V132L53 133ZM125 131H127V132H125ZM56 132V131H55ZM54 132V133H55ZM122 132V134L124 133V135H120V133ZM149 132V133H148ZM28 133V132H27ZM42 133V134H41ZM127 134H129V136L127 135ZM54 135H56V133L54 134ZM32 136V137H31ZM61 136V137H60ZM120 136L123 138V136H124V138H126V139H120ZM144 138V139H143ZM27 139V140H26ZM171 139V140H170ZM173 139V140H172ZM32 140H30L29 142L31 143L30 144V146L33 144L32 143ZM130 140H128L127 142L129 143V141ZM138 140V141H137ZM28 142V143H29ZM37 142V141H36ZM131 142V141H130ZM143 144H142V143ZM36 143H34L33 145H35ZM132 144V143H131ZM8 145V146H7ZM110 145H109V147H110ZM127 145V144H126ZM125 145V146H126ZM129 145V144H128ZM127 145V146H128ZM233 144H230V148H232V151H234L235 149H233L234 148V145L232 146ZM144 146V147H143ZM262 145H260V147H261ZM7 149H6V148ZM110 147V148H111ZM18 148V149H17ZM262 148H264V145L262 146ZM5 149V150H4ZM9 149V150H8ZM150 149V150H149ZM10 150L11 151H13V152H10ZM149 150V152H147ZM144 151V152H143ZM236 151V150H235ZM5 152V153H4ZM140 153V154H139ZM141 153H144V154H141ZM148 153H150V154H148ZM146 154V155H145ZM148 154V155H147ZM139 155H140V157H139ZM155 156V157H154ZM137 157L139 158V160H140V162H139V160H137ZM148 159V160H147ZM133 162H135V161H133ZM154 162V163H153ZM231 162V163H232ZM236 162L238 163V164H236ZM246 162V163H245ZM94 163V164H93ZM217 163V164H216ZM220 164V165H219ZM241 164V165H240ZM127 165V166H126ZM160 167H159V166ZM216 165V166H215ZM232 165V166H231ZM238 165V166H237ZM251 165L253 166V167H251ZM212 168H211V167ZM222 166V167H221ZM236 166V167H235ZM99 167V165L97 164V163H95V162H93L92 161V164H91V168H92V172H90L91 174H86L87 176V178H84L85 180V184H84V186H83V188L82 189H86V190H89V191H91L92 190V192L93 191H95L96 189H97V187L98 188H101V190L100 191H103V193H105V191L106 192H108L107 191V188H108V190H109V188H110V186L108 185V186H103L102 187V181H99V177L96 175L97 173H96V169ZM139 167V168H140ZM221 167V168H220ZM238 167V168H237ZM240 167V168H239ZM203 168V169H202ZM206 168H208V170L206 169ZM217 168V169H216ZM218 168H219V171H215V170H218ZM234 168V169H233ZM235 168H236V170H235ZM243 168H244V170H243ZM249 170H248V169ZM16 170L14 171V175L15 174H18L17 173V171L19 170V168H15ZM46 169V168H45ZM95 169V170H94ZM142 169V170H143ZM155 169V170H154ZM161 169H158V170H161ZM204 169H205V171H204ZM220 169H222V170H220ZM157 170V171H158ZM202 170V171H201ZM230 170V171H229ZM242 170H243V172H242ZM251 170V171H250ZM260 170H262V171H260ZM94 171V172H93ZM144 171V170H143ZM194 173H193V172ZM208 171L209 172H211V173H209L208 174ZM221 171V172H220ZM231 172L232 174H230L229 172ZM237 171V172H236ZM248 171V172H247ZM255 171V172H257L258 174H255V172L253 173V172ZM42 172H44V171H42ZM45 172H46V170H45ZM200 172H202L201 174L202 175H200L199 173ZM207 172V173H206ZM246 172V173H245ZM250 172V173H249ZM260 172H262V173H260ZM157 173V172H156ZM218 173V174H217ZM220 173V174H219ZM225 173V174H224ZM236 173V174H235ZM243 173V174H242ZM248 173H249V175H252V176H254L255 177V175H259V174H261V176L259 175L258 177L256 176L255 178H253L252 176H251V178H250V176H248ZM251 173H253V174H251ZM93 174V175H92ZM95 174V175H94ZM154 174V173H153ZM171 174V176H169ZM176 174V173H175ZM185 174V175H184ZM193 175V176H189V175ZM224 176H223V175ZM228 174L229 175H231V176H228ZM244 174H246V175H244ZM92 175V176H91ZM199 175V176H198ZM208 175V176H207ZM210 175V176H209ZM212 175V176H211ZM216 175V176H215ZM220 175V176H219ZM263 175V176H262ZM89 176V177H88ZM95 178H94V177ZM155 176V175H154ZM178 177L179 176V178H175V177ZM183 176H184V178H183ZM204 176V177H203ZM218 176V177H217ZM227 176V177H226ZM66 177V178H65ZM92 177V178H91ZM98 177V178H97ZM172 177H173V179H172ZM182 177V178H181ZM186 177V178H185ZM194 177V178H193ZM197 177H198V179H197ZM213 177V178H212ZM220 177V178H219ZM223 177V178H222ZM225 177V178H224ZM246 177V178H245ZM249 177V178H248ZM260 177H261V179H260ZM89 178V179H88ZM209 178H210V181H209ZM216 178V179H215ZM248 178V179H247ZM254 180H253V179ZM259 178V179H258ZM262 178H263V182L261 181L262 180ZM49 179V180H48ZM91 179V181H92V183L93 184H91L90 183V180ZM178 179V180H177ZM183 179V180H182ZM201 179V180H200ZM213 179V180H212ZM240 179V180H239ZM245 179H246V182H245ZM249 179H251V180H249ZM256 179H258V180H256ZM89 182V186L86 184V183H88L87 181ZM94 180H96V181H94ZM164 180V181H163ZM181 180V181H180ZM208 180V181H207ZM259 180H260V182H259ZM145 181H147V182H145ZM149 181V182H148ZM163 183H162V182ZM167 183H166V182ZM187 181V182H186ZM94 182H96V183H94ZM183 182V183H182ZM40 185H39V184ZM98 183V184H97ZM122 183V182H121ZM140 183V184H139ZM215 183V184H214ZM246 183H247V185H246ZM253 183H254V185H253ZM259 183V184H258ZM263 183V184H262ZM90 184H91V187H90ZM100 184V185H99ZM147 184V185H146ZM150 184V185H149ZM181 185V187H180V185ZM212 184V185H211ZM213 184H214V186H213ZM16 185H18V184H16ZM87 185V186H86ZM207 186V188H206V186ZM209 185V186H208ZM211 185V186H210ZM253 185V186H252ZM141 186V187H140ZM148 186V187H147ZM169 186V187H168ZM250 186H252V187H250ZM93 187V188H92ZM105 187H106V189H105ZM140 187V188H139ZM179 187V188H178ZM211 187H213V188H211ZM262 187V188H261ZM195 190H194V189ZM202 188V189H201ZM217 188V189H216ZM256 188V189H255ZM42 189H41V191H39V192H41L42 193ZM191 191H190V190ZM215 189V190H214ZM250 189H251V191H250ZM105 190V191H104ZM184 190V191H183ZM193 190V191H192ZM197 190V191H196ZM201 190V191H200ZM203 190V191H202ZM210 190H212L211 191V193H209L210 192ZM216 190H219V193H218V191H216ZM262 190H264V189H262ZM180 191V192H179ZM213 191H215V192H217L216 194H215V192L213 193ZM223 191V192H222ZM252 191V192H253ZM193 192V193H192ZM194 192H195V195H194ZM245 192V191H244ZM244 192L242 191H240V193H242V196H243V198H244V201H246L245 199L247 198V197H249V196H245L244 195ZM256 192V191H255ZM29 195H27V199L25 200L26 202H28V204H30V206L31 207H33V205L31 204V202L32 203H34V202H36L35 200H33V201H31L32 200V196L30 197V195H31V192H27ZM27 193H25V197H26V194ZM186 193V194H185ZM191 193V194H190ZM199 193V194H198ZM221 193H224L223 195L221 194ZM228 194V195H226V194ZM89 194V193H88ZM184 194V195H183ZM192 194H193V196H192ZM198 194V195H197ZM203 194V195H202ZM209 194V195H208ZM234 194V195H235ZM18 195H20V196H18ZM117 195V196H116ZM191 195V196H190ZM208 196V198L207 197H205V196ZM222 195V196H221ZM224 195H226V196H224ZM241 194H239V196H240ZM16 196H18V197H22V194H16ZM181 196V197H180ZM196 196V197H195ZM210 196H211V198H210ZM217 196V197H216ZM18 197H16V198H18ZM31 199H30V198ZM169 197V198H168ZM193 199H192V198ZM198 197H200V198H198ZM221 197V198H220ZM227 197H228V199H227ZM241 197V196H240ZM246 197V198H245ZM184 200H183V199ZM185 198H186V201H185ZM198 200H197V199ZM204 198V199H203ZM206 198V199H205ZM229 198H232L231 199V206H230V204H229V201L228 200H230ZM237 198V197H236ZM30 199V200H29ZM113 199V200H112ZM116 199V200H115ZM211 199V200H210ZM218 201L219 200V202L216 204V200ZM225 199H227V201L225 200ZM19 200V199H18ZM17 200V201H18ZM109 202L108 204L106 203L107 201ZM171 200V201H170ZM175 200V201H174ZM178 200V201H177ZM196 200V201H195ZM201 200H203V202H200L199 203V201H201ZM211 202H210V201ZM213 200H215V202L213 201ZM169 201H170V203H169ZM221 201H225V202H221ZM184 204V202H185V204L183 205L182 203ZM206 202V203H205ZM104 203V204H103ZM137 203V204H136ZM144 203V204H143ZM163 203V204H162ZM169 203V204H168ZM179 203H181V204H179ZM203 203V204H202ZM207 203H209V204H207ZM223 203V204H222ZM225 203H227L226 205H225ZM122 204V205H121ZM125 204H127V207H128V210H127V208L125 207L126 205ZM129 204V205H128ZM134 204H136V205H134ZM165 204H166V206H165ZM175 204V205H174ZM177 204H179V205H177ZM187 204V205H186ZM214 204V205H213ZM234 204V203H233ZM120 205H121V208H124V210H125V208H126V210L124 211L123 210V212H122V209L120 208ZM189 205H190V207H189ZM216 205V206H215ZM21 206V205H20ZM106 206H107V208H106ZM116 206V207H115ZM118 206H119V208H118ZM136 206V207H135ZM171 206V207H170ZM180 206H182L183 208H181V210H180ZM192 206V207H191ZM195 206H196V209H195ZM220 206V207H219ZM226 206V207H225ZM227 206L229 207L230 206V208H227ZM232 206H233V210L231 209L232 208ZM111 207V208H110ZM115 208L116 209V211H118V213L115 211V209L114 210H112L113 208ZM134 207V208H133ZM184 207H187L186 209L184 208ZM198 207V208H197ZM219 207V208H218ZM224 207V208H223ZM130 208V209H129ZM136 208V209H135ZM167 208V209H166ZM216 208V209H215ZM222 208V209H221ZM242 208V207H241ZM243 208V209H244ZM250 208V207H249ZM121 209V210H120ZM176 209H179V210H176ZM182 209H184V210H182ZM190 209V210H189ZM234 209L237 211V212H234L235 213V215H240L239 216V218L236 216V218H233V217H235V215H233V211H234ZM112 211L111 213L109 212V211ZM130 210V211H129ZM206 210V211H205ZM210 210V211H209ZM212 210H214V212L212 211ZM219 211V214H220V212H222L221 213V215L222 216H219V221L220 220H222V218L223 219H225V221L228 223V225L227 224H225L224 223V220H223V222H219L217 219V217H218V215L216 216V213L218 214V211ZM231 210V211H230ZM179 211V212H178ZM227 211H230V213H231V216L233 215V217H229V218H227L229 215H230V213L229 212H227ZM99 212V213H98ZM108 212V213H107ZM113 212H116L115 214L113 213ZM126 212V213H125ZM129 212V213H128ZM149 212V213H148ZM175 212V213H174ZM181 212V213H180ZM188 212L190 213V215L188 214ZM202 212V213H201ZM204 212V213H203ZM206 212H208V213H206ZM209 212H210V215H209ZM225 212H227V213H229L228 214V216H225V214L227 215V213H225ZM249 212H251L250 210H249ZM98 213V214H97ZM131 213V214H130ZM96 214V215H95ZM126 214V215H125ZM178 214H180V217H179V215ZM191 214H193V215H191ZM202 214V215H201ZM204 214V215H203ZM212 214V215H211ZM119 216V217H115V216ZM125 215V216H124ZM177 215H178V217H177ZM89 216V217H88ZM94 216H96V217H94ZM98 216V217H97ZM187 217V219H189V217H190V219L188 220L189 222H187L186 224H188V225H186L185 224V220H186V218H184V217ZM203 216H204V218L207 220V221H204L205 219L203 218ZM213 216V218L215 217V219H213L212 218V220H211V218L210 217H212ZM225 216V217H224ZM85 217V218H84ZM93 217H94V219H93ZM123 217V218H122ZM174 218V219H172V218ZM177 217V218H176ZM220 217H221V219H220ZM89 218H92V219H89ZM106 218V219H105ZM122 218V219H121ZM164 218V219H163ZM179 218V219H178ZM181 218H182V220H181ZM227 218V219H226ZM233 218V221L235 222V224H231V223H234V222H231V221H228V219H232ZM238 218V219H237ZM87 219V220H86ZM95 219H97V220H95ZM100 219V220H99ZM101 219H104V220H101ZM108 219V221H106ZM177 220V223L179 222V220H181L180 222H184L183 223V225H182V223H179V225L176 223L174 226L175 227H177L178 226V228H175V227H173V228H171L169 225H171L170 224V222H172V220H174L175 222H176V220ZM195 219V223L197 222V224L195 225L194 224V222L192 223L191 222V220H194ZM234 219H236V220H234ZM84 220H86V221H84ZM109 220H111L110 222H109ZM114 220V221H113ZM164 220V221H163ZM165 220H166V222H165ZM170 220V222H168ZM213 220H215V222L213 221ZM239 220H240V223H239ZM248 220V221H249ZM106 223H105V222ZM187 221V220H186ZM216 221H218L219 223L217 224V222ZM247 221V222H248ZM98 222H100V223H98ZM107 222H109V223H107ZM115 224V226H113L114 224ZM174 222V223H175ZM191 222V224H192V227H191V224H190V226H189V223ZM210 222H214V224L212 223V224H207V223H210ZM77 223V224H76ZM81 223V224H80ZM173 223V222H172ZM199 223V224H198ZM215 223H216V225H215ZM224 223V224H223ZM74 224V225H73ZM99 224V225H98ZM101 224V225H100ZM104 226H103V225ZM113 224V225H112ZM169 224V225H168ZM221 225V226H219V228L218 229H216L215 228V230L217 231L218 230V232H220V234L219 233H217L216 234V231L214 230V229H212V228H214L213 227V225L215 226V227H218L217 225ZM77 225V226H76ZM80 225V226H79ZM98 225V226H97ZM173 225V224H172ZM171 225V226H172ZM212 225V227H210ZM225 225L228 227H225ZM231 227H230V226ZM107 226V227H106ZM110 227V229H109V227ZM183 226V227H182ZM185 226L187 227V228H185ZM189 226V227H188ZM195 226L197 227V226H199L197 229L195 228ZM203 226V227H202ZM234 226V227H233ZM240 226V225H239ZM241 226H243V225H241ZM81 229H80V228ZM99 227V228H98ZM170 228V229H167V228ZM180 227V228H179ZM195 229H194V228ZM222 227V228H223ZM73 228V229H72ZM112 228H116V230H114V229H112ZM181 228H183V229H181ZM203 228V229H202ZM56 229V230H57ZM85 229V230H84ZM106 229V230H105ZM108 229V230H107ZM173 229H174V231H173ZM175 229H177V231H175ZM181 231H180V230ZM65 230V231H64ZM112 230V231H111ZM213 230H214V232H213ZM68 231V232H67ZM82 231V232H81ZM86 231V232H85ZM100 231V232H99ZM179 231V232H178ZM185 231H183V232H185ZM54 232H56V231H54ZM108 232V233H107ZM112 232V233H111ZM222 232V233H221ZM65 233V234H64ZM74 233V234H73ZM78 233H80V234H78ZM83 233V234H82ZM198 233H199V231H198ZM59 234V235H58ZM67 234V235H66ZM82 234V238L79 236V235H81ZM219 234V235H218ZM56 235H57V238H56ZM73 237H72V236ZM75 235L77 236L78 235V238L77 237H75ZM88 235V236H87ZM161 235H162V237H161ZM215 235H217V236H215ZM69 236V237H68ZM72 238H71V237ZM163 236H165L164 238H163ZM169 236V237H168ZM205 236V237H204ZM221 236V237H220ZM54 237V238H53ZM65 239H64V238ZM81 239H80V238ZM173 237V238H172ZM206 237H207V239H206ZM215 237H216V239H215ZM219 237V238H218ZM61 238V240H59V239ZM74 238V239H73ZM162 238V240L164 241H160V242H162V243H160L159 241H158V239L160 240ZM201 238V239H200ZM207 240V242L206 241H204L205 239ZM221 238H223V240L221 239ZM62 239H64V240H62ZM82 241V243L80 242V243H78L77 241H80V240ZM147 239H149L150 241H155L154 242V244H152L150 241H147ZM204 239V240H203ZM214 239V240H213ZM221 239V240H220ZM67 240V241H66ZM73 240H75V241H73ZM208 240H210V241H208ZM60 241V242H59ZM62 241V242H61ZM146 241V242H145ZM159 242V243H156V242ZM165 241H166V244H165ZM201 241H202V243H201ZM59 242V243H58ZM148 242V243H147ZM172 242V241H171ZM170 242V243H171ZM174 242V241H173ZM218 242H216V241H214L213 243H216V245H218ZM223 242H225V243H223ZM229 242H230V244H229ZM43 242H41L40 244H42ZM142 243H146V244H150V245H155V243L156 244H158V247L157 248H160L161 250H162V252L159 250V249H157L156 248V246L157 245H155V247H153L154 249L153 250H155V252H151V248H150V251H148L149 250V248H146L145 246V248L143 247V245L144 244H142ZM262 243V242H261ZM161 244H163V245H161ZM210 243H208V245H209ZM81 245V248H80V251L78 252V250H76V249H79L78 247ZM84 245V246H83ZM97 245H98V247H102L101 249H99L98 247H97ZM160 245L162 246V247H164V249H165V251L163 250V248L162 247H160ZM207 245V246H208ZM68 247L67 248H69V247H71V249H73L72 248V246H69V245H67ZM109 246H111V247H109ZM139 246V248H137ZM167 246H169V247H167ZM223 245H222V247H224ZM104 247V248H103ZM106 247H107V249H106ZM109 247V248H108ZM141 247H143V248H141ZM88 248V251L86 250ZM96 248H98L96 251H95V249ZM134 248H137V251L141 248L142 250H139V252H137V251H135L136 249H134ZM156 248V249H155ZM170 250H169V249ZM71 249H70V252H71ZM82 249V250H81ZM132 249L135 251H133L132 252ZM204 249V250H203ZM31 250V249H30ZM30 250H28L27 251V254L25 255V254H23L21 257H23V258H25V261H28L29 259H28V257L33 253L32 251H34V249H32L31 251ZM84 250H85V254H84ZM93 250H94V252H93ZM100 250L102 251V252H100ZM152 250V251H153ZM156 250L158 251V253L156 252ZM172 250V251H171ZM206 250H208L207 248H202V251H199V253L198 254H196V253H192L191 252V255L188 253L186 256H184L185 257V259H184V263H182L183 262V260L179 263V264H191L192 263V261L194 262L195 260V262L194 263H192V264H205V263H208V264H211L212 262V260H213V257H215V256H217V255H219V253H217V252H212V251H210V250H208V251H210V252H208V251H206ZM66 251H68V252H65V250H64V252H62L61 251V253H62V255H61V253H59L58 254V252H56V253H51L50 255L52 256V255H54V254H56L57 256H58V258H59V260H61L62 261V259H64L62 262H63V264H67V261L69 260V259H71L72 258V260H70V261H74L73 260V258L75 259V257L73 256V255H75V253H72L73 252V250H72V252L70 253L69 252V249H67ZM90 251V252H89ZM92 251V252H91ZM144 251H146L145 252V255L142 253V252ZM161 253H160V252ZM172 253H171V252ZM204 251H206V254H205V252ZM204 252V253H203ZM67 253V255H69L68 257H67V255H65ZM112 253V252H111ZM116 253V255L114 256V254ZM155 253H157V260L159 261L160 259V262L158 263V261H156V257H155V255L154 254ZM163 253V254H162ZM169 253H171V255H169ZM174 253H176V254H174ZM201 253H203L202 254V256L204 255V257H206V255H207V257H206V260H205V258L203 259V258H201V256H200V254ZM209 253H211V255H208ZM214 253V254H213ZM217 253V254H216ZM73 254V255H72ZM96 254H92L93 255V258H91V259H95V255ZM175 256H174V255ZM213 254V255H212ZM61 255V256H60ZM73 257H72V256ZM154 255V256H153ZM158 255L160 256V258L158 259ZM173 255V256H172ZM176 255H177V257L179 258V259H177V257H176ZM188 255H190V257L188 256ZM200 256V257H198V259L200 258L201 260L199 261L198 259H197V257H195L194 258V256ZM55 256V255H54ZM53 256V257H54ZM57 256H55L56 258L55 259H57L58 260V258H57ZM64 256V257H63ZM75 256H77V255H75ZM87 256H85V257H87ZM99 256H101V254L99 255ZM99 256H96V262H98L99 264L101 263V264H105V262H102V259H101V257H99ZM145 256V257H144ZM163 256V257H162ZM193 256V258H191ZM209 256V257H208ZM211 256H213V257H211ZM20 257V256H19ZM27 257V258H26ZM62 257V258H61ZM68 259H67V258ZM71 257V258H70ZM78 257V256H77ZM97 257H99V258H97ZM155 257V258H154ZM170 257V258H169ZM171 257H173V258H171ZM174 257H176V259L174 258ZM189 257V258H188ZM30 258V257H29ZM51 259L49 260V263L50 264H58V262L59 261H57V260H55L54 258H52V257H50ZM83 258V257H82ZM162 258H163V261H162ZM187 258V259H186ZM212 258V259H211ZM16 259V258H15ZM27 259V260H26ZM67 259V260H66ZM98 259L100 260V261H98ZM109 259V260H108ZM190 259H191V263H190ZM193 259H195V260H193ZM66 260V261H65ZM95 260H93L94 261V263H96L95 262ZM107 260V261H106ZM188 260H189V262H188ZM203 260H205L206 262L204 263L203 262ZM210 260V261H209ZM252 260H254L253 262L254 263H256V260L257 261H259V262H261V258H260V260H259V257L258 258H252ZM24 261V260H23ZM59 262V264L61 263L62 264V262ZM200 263H199V262ZM249 261V260H248ZM53 262V263H52ZM153 262L151 263V264H153ZM187 262V263H186ZM209 262H211V263H209ZM257 263V264H261V263ZM98 263H96V264H98ZM154 263V264H155ZM177 263V264H178ZM220 262H217V264H219ZM246 263V262H245ZM243 261H239L238 263L236 262V264H245ZM220 264H223V262L222 263H220Z\"/></svg>",
    "mask_w": 264,
    "mask_h": 264
},
{
    "label": "built area",
    "instance_id": "2783aa9c",
    "mask_svg": "<svg viewBox=\"0 0 264 264\" xmlns=\"http://www.w3.org/2000/svg\"><path fill=\"white\" fill-rule=\"evenodd\" d=\"M69 51V58H71L74 53L76 52V45L75 44H72V46L70 47V49L68 50Z\"/></svg>",
    "mask_w": 264,
    "mask_h": 264
}]
</instances>
